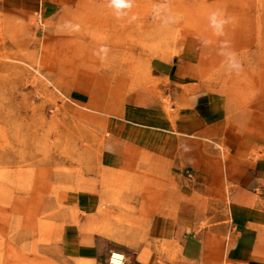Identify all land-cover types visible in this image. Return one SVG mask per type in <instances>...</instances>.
Wrapping results in <instances>:
<instances>
[{"label":"rangeland","instance_id":"374dc122","mask_svg":"<svg viewBox=\"0 0 264 264\" xmlns=\"http://www.w3.org/2000/svg\"><path fill=\"white\" fill-rule=\"evenodd\" d=\"M176 78L220 99L224 134L199 140L191 160L145 151L106 167L108 143L132 140L128 106L169 111ZM233 158L264 159V0H0V264H107L114 251L123 264H225L149 227L188 203V235L226 233ZM76 231L96 242L94 258L68 248Z\"/></svg>","mask_w":264,"mask_h":264},{"label":"crops","instance_id":"0c3cea01","mask_svg":"<svg viewBox=\"0 0 264 264\" xmlns=\"http://www.w3.org/2000/svg\"><path fill=\"white\" fill-rule=\"evenodd\" d=\"M167 64L165 74L171 70ZM172 82L175 85L170 98L174 104L169 111L140 103L128 106L123 116L124 132L132 140L113 139L108 143L101 155L106 167H115L118 161L123 164L126 158L145 151L174 161L178 156L191 160L199 156V140L221 132L224 134L220 99L198 90L191 91L187 87L190 83L182 79L176 78ZM229 163L236 169L234 180L237 179L240 190L235 192L234 201L229 205L226 233L206 230L200 235H188L186 226L191 225L195 212L188 203L182 205L179 214L175 212L168 218L154 215L149 228L155 235L167 231L172 239H181L188 256L195 260L205 259L207 251L219 252L225 264H264V258L257 254L260 250L258 226L264 224V159L240 161L233 158ZM76 236V240L66 242L71 252L80 258H94L99 252L96 242L83 240L82 236L88 238L85 233L77 232ZM130 264L152 263H143L136 258Z\"/></svg>","mask_w":264,"mask_h":264},{"label":"clouds","instance_id":"9594fccd","mask_svg":"<svg viewBox=\"0 0 264 264\" xmlns=\"http://www.w3.org/2000/svg\"><path fill=\"white\" fill-rule=\"evenodd\" d=\"M128 6H131V0H128ZM165 7V5L158 6L154 11L156 14V18L160 17V13L162 9ZM210 21L213 29L218 35L223 34L224 26L229 22L227 19L223 17V13L216 11L213 12L210 16ZM164 24H168L171 22V17H168L164 19ZM207 43V42H205ZM227 46L225 45V50L222 51V55L226 57L228 68L230 71L235 72L237 75L240 74V72L243 70L242 65L237 58L236 54L230 50H226Z\"/></svg>","mask_w":264,"mask_h":264},{"label":"built area","instance_id":"2783aa9c","mask_svg":"<svg viewBox=\"0 0 264 264\" xmlns=\"http://www.w3.org/2000/svg\"><path fill=\"white\" fill-rule=\"evenodd\" d=\"M119 255H120V257H114L115 259H113V252H110V254H109V256H108V259H107V264H123V254H121V253H119V252H117ZM116 259H118V260H116ZM113 260H115V261H113ZM116 261H118V262H116Z\"/></svg>","mask_w":264,"mask_h":264},{"label":"bare ground","instance_id":"6f19581e","mask_svg":"<svg viewBox=\"0 0 264 264\" xmlns=\"http://www.w3.org/2000/svg\"><path fill=\"white\" fill-rule=\"evenodd\" d=\"M114 254H113V259H115L114 257L116 256V257H120V255L117 253V252H113ZM116 260H118V259H116ZM113 261H115V260H113ZM116 262H118V261H116Z\"/></svg>","mask_w":264,"mask_h":264}]
</instances>
